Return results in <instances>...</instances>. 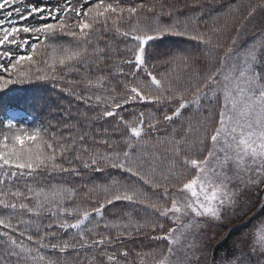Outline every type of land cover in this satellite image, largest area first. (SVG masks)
I'll use <instances>...</instances> for the list:
<instances>
[{"label":"snow or ice","instance_id":"6c2138e0","mask_svg":"<svg viewBox=\"0 0 264 264\" xmlns=\"http://www.w3.org/2000/svg\"><path fill=\"white\" fill-rule=\"evenodd\" d=\"M165 37L212 42L198 16L165 11V0H0V105L14 96L13 85L32 79L59 89L56 97L35 93L21 101L36 116L55 110L57 125L0 122V264L198 262L197 243L182 244L187 234L201 221H222L243 192L264 185V73L256 71L264 32L236 63L221 60L183 86L179 73L154 71L192 67L186 51L161 49ZM232 55L229 48L225 56ZM65 94L76 103L65 104ZM130 105L140 110L128 111ZM189 108L193 114L185 116ZM109 120L95 129L104 137L97 140L93 126ZM162 127L171 131L154 137ZM53 176L61 179L51 182ZM85 176L79 185L63 179ZM121 203L133 211L143 206L146 216L137 220L117 208ZM159 218L175 226L165 230ZM142 234L167 247L129 260L120 246ZM251 235L249 253L264 257V221ZM237 251L227 264H261Z\"/></svg>","mask_w":264,"mask_h":264},{"label":"trees","instance_id":"16d2710c","mask_svg":"<svg viewBox=\"0 0 264 264\" xmlns=\"http://www.w3.org/2000/svg\"><path fill=\"white\" fill-rule=\"evenodd\" d=\"M136 3H145L151 5L155 2V0H135ZM264 3V0H165V11L171 8L176 12L177 15L185 16V15H196L199 17L200 31L208 32L212 36V42L209 45L200 44L197 41L191 40H181L175 37H165L164 40L160 43V47L162 50H171V51H186L193 57L192 67L188 70L183 69H175L171 66H160L154 69L156 73H167L173 72L174 74L179 73L182 77V86L187 84V79L189 77H195L197 75H203L207 70H215V68L220 67V61L227 59L229 63L233 56H236L242 49H249L252 45L259 44L261 39V32H264V23L261 25H255L257 23L254 22V26H246L247 22H249L250 18H248L247 14L251 8L257 9L259 5ZM159 11V9H157ZM164 23H168L169 17L164 15L162 18ZM207 22V24H205ZM253 25V24H251ZM220 29L219 32L212 33V28ZM233 40H235V44H233ZM236 45V46H235ZM229 48H233V51L236 55L229 56V58L225 56ZM229 60V61H228ZM129 69H125L128 71ZM256 71L264 73V53L259 54L258 60L256 63ZM75 79L76 77H71ZM17 91L14 93L13 97L4 98L3 104L0 105V122L5 120L8 109H21L25 112V117L17 119L19 123H24L29 128L35 126L33 121L35 120L36 124L39 123H47L48 120H51L53 125L58 124L59 117H57L55 110L51 116L47 114V112L41 114L40 116H36L35 112L30 108L26 107L21 101L25 96L32 95L35 93H43L50 94L53 97H56L59 93V89H55L53 87L52 82L42 81L32 79V81L25 82L23 84L13 85ZM211 96V93H209ZM64 102L67 104L68 102H72L75 104L76 102L72 100L71 97H68L66 94L64 96ZM210 101L205 99L202 101V104L208 106ZM222 103V96H221ZM211 106L215 109L217 106L215 101L211 102ZM81 107H83L81 105ZM128 111L140 110L139 105H130L127 106ZM75 111V108H73ZM98 111V110H97ZM94 113H89V115H93ZM192 108H189L188 112L185 113V116L191 115ZM207 115V112H204ZM218 118V117H217ZM111 121L108 123L100 121L93 126L92 135L95 136L97 140L103 139V134H97L95 129H103L108 128ZM179 128V122L176 125ZM62 129V125L60 126ZM0 130H4L2 123H0ZM53 131L56 129L53 128ZM111 131V129L109 128ZM171 131L170 127H162L157 133L152 134L154 137H164ZM62 134H67V130L62 129ZM179 138V137H177ZM208 147H211L209 144ZM206 151V150H205ZM198 158H203L199 156ZM192 175H195V172H192ZM61 177L53 176L50 178L51 182H55L60 180ZM65 180H71L73 185H79L83 182L88 181V176L84 177V180L80 178H72V177H64ZM145 190L152 194L155 192L159 195L161 190L151 189L149 186H144ZM156 197L153 196V199ZM249 198L245 199V204H243L239 209L241 212L246 213V209L249 206ZM123 207L127 212H133V216L137 220H143L146 216V211L143 206H137L135 211L131 206H125L123 203L118 204L117 208ZM110 211H112L110 209ZM151 211V210H148ZM261 212H264V199L261 205ZM242 213V214H243ZM242 218V217H241ZM109 219H113V217H109ZM159 223L164 224L165 230L172 227V223L167 218H159ZM243 225L234 226L228 232V235L221 241H216L211 246L210 251H207V256L205 258V262L210 264H220V262H225L233 257V254H236L235 248L233 246L234 239L238 237L243 232ZM115 235V232L112 233ZM161 233L157 231L153 233V235H160ZM64 239H68V237H63ZM218 242V243H217ZM121 248H126L129 250V260L137 259L136 253L138 252H148L151 251L152 248H166V241H152L149 239H145L144 235H140L135 237L132 240H127L120 246ZM109 251H117V249H109ZM46 254L52 257H55L57 253L51 252L50 250H46ZM251 255V253H246ZM74 252H67L64 256L68 259H71L74 256ZM239 255V253L237 254ZM251 259L253 261H261L251 255ZM138 264V259H137ZM263 264V263H261Z\"/></svg>","mask_w":264,"mask_h":264},{"label":"rangeland","instance_id":"374dc122","mask_svg":"<svg viewBox=\"0 0 264 264\" xmlns=\"http://www.w3.org/2000/svg\"><path fill=\"white\" fill-rule=\"evenodd\" d=\"M254 22L257 23L255 25H261L264 23V3L259 5L255 11V14L250 17L249 22H247L246 26H254ZM253 24V25H251ZM236 46V45H235ZM245 49H242L236 56H233L229 62V64H233L237 62V57L242 56ZM229 58V57H228ZM229 61V60H228ZM24 112L18 109H11L7 112V116L5 119L13 118L17 119L24 116ZM206 154V151H205ZM249 198V206L245 210L246 213L242 212L238 215L241 210L239 209L243 204H245V199ZM264 199V185L261 186L260 189H251L250 191L243 192L241 195V199L239 204L235 209H228L224 214V219L219 222H212L211 225L204 223L201 221V227L197 229H193L191 233L187 234V238L182 241V244L186 245L189 242L195 241L199 246L200 260L197 262L196 260H192L190 264H206L205 258L207 256V251H210L211 246L216 241H221L228 235V232L231 228L238 225H243V232L234 239L233 246L235 248L236 254L238 247H242L244 253H249V247L253 242V237L251 235L254 227L259 224L261 221H264V212H261V205ZM242 217V218H241ZM187 223V218L183 221ZM175 225H172L174 227ZM218 243V242H217ZM178 255H183V252H178ZM254 257L261 259V263L264 264V257H260L254 254H251ZM210 264V263H207ZM220 264H227L225 262H220Z\"/></svg>","mask_w":264,"mask_h":264}]
</instances>
